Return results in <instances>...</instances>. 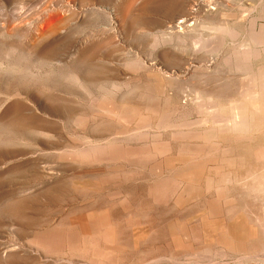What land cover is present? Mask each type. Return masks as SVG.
<instances>
[{"label":"rangeland","instance_id":"374dc122","mask_svg":"<svg viewBox=\"0 0 264 264\" xmlns=\"http://www.w3.org/2000/svg\"><path fill=\"white\" fill-rule=\"evenodd\" d=\"M260 32L264 0H0V264H264Z\"/></svg>","mask_w":264,"mask_h":264},{"label":"bare ground","instance_id":"6f19581e","mask_svg":"<svg viewBox=\"0 0 264 264\" xmlns=\"http://www.w3.org/2000/svg\"><path fill=\"white\" fill-rule=\"evenodd\" d=\"M121 1H123V0H121ZM198 2V1H197ZM202 2V1H201ZM196 4V3H195ZM198 4V3H197ZM71 8V7H70ZM129 8V7H128ZM179 10V9H178ZM70 11V10H69ZM125 11V10H124ZM129 11V10H128ZM127 11V12H128ZM188 12V11H187ZM195 13V12H194ZM187 16V15H186ZM189 17H191L192 18V16H190L189 15ZM58 19H62V18H58ZM184 19V18H183ZM182 19V20H183ZM181 20V22H180V25H178V26H176V25H174L172 22H170V24H169V26L167 27V28H169L170 30H171V32H170V39H169V41L170 42H173L174 41V35H177V38L178 39H180L181 41H183V37H184V34L187 32V31H189V30H191L192 29V27H193V24L192 23H188V21L186 20V21H182ZM189 20H190V18H189ZM21 23V22H20ZM177 24V23H176ZM36 26V25H35ZM195 26V25H194ZM50 28V27H49ZM210 29H212V30H214L215 28L214 27H209ZM177 29V31H175ZM173 31V32H172ZM192 31V30H191ZM59 32V31H58ZM38 33V32H37ZM42 33H44V32H42ZM263 33V32H262ZM58 35V34H57ZM259 35V33H257V35H256V37H255V35H254V37H252V41H254V43H255V45H257V46H261L262 44H264V40L261 38V37H263L264 36V34L262 35L261 34V32H260V35ZM38 38V37H37ZM254 38V39H253ZM88 39V38H87ZM82 43V42H81ZM205 43V42H204ZM221 43V39L219 38V37H215V38H213L212 40H208L203 46H202V48H207L208 50H210V51H215V50H217V48L221 45L220 44ZM256 46V47H257ZM258 48V47H257ZM219 50V49H218ZM217 50V51H218ZM258 52V49H256V50H253L251 47L250 48H248V47H244L243 48V50H242V52H241V55H242V58L244 59V60H249L254 54H256ZM162 54H164V53H162ZM166 56V55H165ZM257 56V55H256ZM170 58V57H169ZM184 61V60H183ZM187 64V63H186ZM213 64V63H212ZM216 67V66H215ZM207 68H208V66H207ZM200 69H202V68H200ZM186 70V69H185ZM156 72H157V70H156ZM161 72H163V71H161ZM167 74H169L168 72H167ZM178 75V74H177ZM196 75V74H195ZM167 76V75H166ZM211 76H213V75H211ZM165 77V76H164ZM168 78L170 77V76H167ZM167 77H165L166 79H168ZM205 77V76H204ZM171 78H173V77H171ZM190 78V77H189ZM196 78V77H195ZM192 79V78H191ZM186 80V79H185ZM190 81V80H189ZM186 82H188V81H186ZM205 82V81H204ZM207 82V81H206ZM203 83V82H202ZM195 84V83H194ZM194 86V85H193ZM203 86V85H202ZM179 87V86H178ZM189 87V86H188ZM164 88V87H163ZM165 89V88H164ZM233 90V89H232ZM242 90V92L239 90L238 91V93L239 92H241V95H242V97H244L248 102H249V105H251L252 107H253V109H254V111H255V114H258V112H260V103H261V100L264 98V75L260 78V79H255V78H251L250 80H249V83L247 84V85H245L244 87H243V89H241ZM170 91L172 92V90L170 89ZM183 91V90H182ZM190 91V90H189ZM163 92H164V90H163ZM169 92V91H168ZM191 92V91H190ZM175 93V92H174ZM170 94V96H172L171 95V93H169ZM187 94V93H186ZM168 95V94H167ZM195 95V94H194ZM174 96V95H173ZM173 96L171 97V98H173ZM179 96V95H178ZM182 96H184V95H182ZM188 96V95H187ZM191 96H192V94H191ZM212 97V96H211ZM222 97V96H221ZM238 97H241V96H238ZM171 98H169V99H171ZM179 98H181V96L179 97ZM178 98V99H179ZM188 98V97H187ZM191 98V97H190ZM202 98V97H201ZM223 98V97H222ZM232 98V97H231ZM234 98V97H233ZM183 99V98H182ZM189 99V98H188ZM188 99H184V100H182L181 101V105H180V108L182 109V110H186L187 108H189V104H190V102H189V100ZM240 99V98H239ZM232 100V99H231ZM236 100V99H235ZM244 100V99H243ZM221 101V100H220ZM228 101V100H227ZM239 101V100H238ZM238 101H236V103L238 102ZM242 101V100H241ZM179 102V101H178ZM209 102H211V101H209ZM229 102H230V99H229ZM234 102V101H233ZM240 102V101H239ZM243 102H244V104L245 105H243ZM213 103H215V102H213ZM230 104V103H229ZM240 104H242V105H240ZM240 104L238 105L237 104V106H235L234 108H233V110H231L232 112H231V117H229L228 118V116H227V118H225L224 116L222 117V115H219L218 114V112L216 111V108H215V104L214 105H207V109H208V118L205 120V121H207V122H211L213 125H217L218 126V124H225V125H227V126H229L230 128H232V129H235V130H239V131H243L244 129H246L248 126H249V118L252 116V113L254 112V111H251L252 113H250V110H252V109H250V107H249V105L247 104V103H245V101H242V103L240 102ZM247 104V105H246ZM228 107V106H227ZM233 107V106H232ZM219 109V108H218ZM108 110L110 111V112H112V113H116V111H115V109H114V107H109L108 108ZM188 111V110H187ZM249 114L251 115L250 117H249ZM260 114V113H259ZM253 115H254V113H253ZM114 116V115H113ZM116 116V115H115ZM258 118V117H257ZM167 122V121H166ZM200 122H202V121H200ZM206 122V123H207ZM255 123V122H254ZM262 123H263V120H262ZM172 124V123H171ZM198 124H200V123H198ZM264 124V123H263ZM201 125H203V124H201ZM205 126V125H204ZM253 126V125H252ZM258 126V125H257ZM166 127V126H165ZM258 128V127H257ZM180 129V128H179ZM219 129V128H218ZM245 131V130H244ZM248 131V130H247ZM210 132H212V130L210 131ZM260 132V131H259ZM200 133V132H199ZM234 133V132H233ZM178 133H176L175 134V136L177 135ZM179 134H181V133H179ZM179 134L177 135V136H179ZM188 133H186V134H183L182 136H184V135H187ZM237 134H239V133H237ZM245 134V133H244ZM227 135V134H226ZM248 135V134H247ZM246 135V136H247ZM188 136V135H187ZM241 136H243V135H241ZM245 136V135H244ZM198 137V136H197ZM252 137V136H251ZM256 137V136H255ZM199 138V137H198ZM250 138V137H249ZM246 139H248V138H246ZM254 139V138H253ZM258 139V138H257ZM255 141H256V139H254ZM188 141V140H187ZM192 141V140H191ZM254 141V142H255ZM261 173V172H260ZM258 175V174H257ZM252 177H254V176H252ZM224 179H226V177L224 178ZM228 179V178H227ZM246 186H247V184H246ZM254 186V185H253ZM251 188V187H250ZM262 189H264V188H262ZM247 193H248V191H247ZM237 207V206H236ZM232 239V238H231ZM67 241V240H66ZM63 244V243H62ZM61 244V245H62ZM248 244H251V241L250 240H248V239H246V238H243V237H236L235 238V240L233 241V242H230V243H228V245L230 246V247H234V246H236V247H239V251L240 250H242V247H244V246H246V245H248ZM224 248V247H223ZM241 248V249H240ZM264 250V249H263ZM262 255V254H261Z\"/></svg>","mask_w":264,"mask_h":264}]
</instances>
